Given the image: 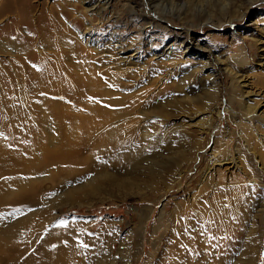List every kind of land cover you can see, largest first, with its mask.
Instances as JSON below:
<instances>
[{
    "label": "rangeland",
    "instance_id": "obj_1",
    "mask_svg": "<svg viewBox=\"0 0 264 264\" xmlns=\"http://www.w3.org/2000/svg\"><path fill=\"white\" fill-rule=\"evenodd\" d=\"M25 1L0 0V264H264V0Z\"/></svg>",
    "mask_w": 264,
    "mask_h": 264
},
{
    "label": "bare ground",
    "instance_id": "obj_2",
    "mask_svg": "<svg viewBox=\"0 0 264 264\" xmlns=\"http://www.w3.org/2000/svg\"><path fill=\"white\" fill-rule=\"evenodd\" d=\"M6 1V3H5V5L7 4V6H9V5H13V7L15 8H22V9H25V7H26V1L25 0H15V2H12V0H5ZM28 5V4H27ZM29 7V6H28ZM16 10H18V9H16ZM19 14V13H18ZM16 24V23H15ZM8 26H9V24H8ZM3 29V28H2ZM186 30V29H185ZM188 30V29H187ZM189 31V30H188ZM189 33H186L185 34V37L187 38V40L189 39ZM187 40H182V41H180V43L181 44H186V47L187 48H190V45L188 44V41ZM238 84H240V83H238ZM263 98H264V96L263 97H261V98H259L257 101H256V103H255V105L253 106V107H248V114L245 116V117H247V118H249V119H255L256 118V115H257V112H258V110L260 109V105L261 104H263ZM228 108V107H227ZM237 118V117H236ZM257 119H258V121H260L261 123H264V117H262V116H260V115H257ZM250 121V123H247L248 121H246V123L245 122H243V120H241L240 122H239V124H245L246 126L245 127H248V128H253V121L252 120H249ZM263 132V131H262ZM260 133L259 131H257V132H255V135L257 136V138L260 140V142H262L263 144H264V133ZM220 154V153H219ZM219 154H217V155H215L214 156V159H213V163H216V162H226V161H232V164H233V162H235L233 159L232 160H228V159H230V158H223V157H221V155H219ZM223 156V155H222ZM224 157H226L225 155H224ZM264 158V157H263ZM234 166H235V164H234ZM228 167V166H227ZM233 167V166H232ZM230 169H231V167H230ZM22 256V255H21ZM20 256V257H21ZM20 262V261H19ZM20 264H51V261L50 260H48V259H46V258H44V257H40V259H38V260H36V258H34L33 257V259H31L30 257L29 258H27V259H24V260H22V262L20 263ZM61 264H75V260H74V257H72V258H70V259H68V260H65V261H63Z\"/></svg>",
    "mask_w": 264,
    "mask_h": 264
}]
</instances>
